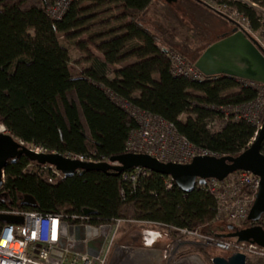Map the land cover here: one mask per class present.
Returning a JSON list of instances; mask_svg holds the SVG:
<instances>
[{
    "label": "trees",
    "instance_id": "obj_1",
    "mask_svg": "<svg viewBox=\"0 0 264 264\" xmlns=\"http://www.w3.org/2000/svg\"><path fill=\"white\" fill-rule=\"evenodd\" d=\"M56 1L0 0V123L6 132L25 144L106 160L125 153L138 127L127 105L159 115L217 156H236L257 136L251 121L226 111L254 101L253 86L223 74L200 81L174 74L170 54L194 63L229 33L210 40L214 20L236 25L224 9L264 35V0H71L55 18L50 8ZM89 45L97 53L83 65L71 60L70 46ZM130 172L81 170L63 177L20 155L4 168L0 209L63 213L69 222L76 214L96 226L122 219L120 230L145 223L175 238L185 235L183 229H198L234 239L227 236L233 224L217 217L205 184L185 192L173 180L167 186L169 175L148 171L132 179ZM25 195L33 206L21 203ZM247 264H264V256H248Z\"/></svg>",
    "mask_w": 264,
    "mask_h": 264
},
{
    "label": "built area",
    "instance_id": "obj_2",
    "mask_svg": "<svg viewBox=\"0 0 264 264\" xmlns=\"http://www.w3.org/2000/svg\"><path fill=\"white\" fill-rule=\"evenodd\" d=\"M70 1L57 0L50 8L52 16L62 17ZM232 16L239 29H243L264 48V35L254 32L249 21L238 12H233ZM170 55L174 74L199 81L206 77L194 63L179 53L171 52ZM244 81L257 90L255 100L228 107L226 111L235 113L236 118L243 117L251 121L256 126L257 135L262 125L260 117L264 112V84ZM124 106L138 122V127L131 132L126 142V152L147 153L160 161L176 163L190 162L199 155H216L192 144L177 132L173 123L159 115ZM29 148L36 153L56 152L35 144L29 145ZM63 155L72 159L88 160L83 155ZM50 167L54 168L53 165ZM147 172L145 168L136 167L131 169L130 177L135 179ZM4 176L3 173V180ZM171 181L172 179L167 183L168 187H171ZM205 185L216 200L217 217L227 218L237 228L247 223L264 227V215L256 222L249 220L250 209L260 186V177L257 174L248 170H236L222 180L209 178ZM0 214L22 217V222H4L0 219V264H109L120 226L126 222L118 219L113 224L96 226L85 221V217L79 218L76 214L71 216L73 222H69L63 213H42L34 209L1 208ZM183 231L200 237L207 245L228 253L241 252L247 258L264 256V247L255 243L238 242L236 238L223 240L203 234L198 229ZM77 243L80 244L79 247L76 246Z\"/></svg>",
    "mask_w": 264,
    "mask_h": 264
},
{
    "label": "water",
    "instance_id": "obj_3",
    "mask_svg": "<svg viewBox=\"0 0 264 264\" xmlns=\"http://www.w3.org/2000/svg\"><path fill=\"white\" fill-rule=\"evenodd\" d=\"M194 65L208 77L223 74L264 84V48L243 29H239L238 25H234L229 33L208 45ZM263 140L264 122L251 144L236 156L199 155L190 162L176 163L160 161L147 153L125 152L111 156L108 160L83 161L58 152L36 153L20 139L3 131L0 132V189L4 182L5 166L10 159L15 161L20 155H26L40 164L54 165L66 177L81 170L113 171L114 174H119L130 168L143 167L169 175L185 192H191L197 184H205L209 178L222 180L236 170H248L260 177V186L249 213V220L256 222L264 215V153L261 151ZM21 203L33 206L35 201L32 196L25 195ZM84 213L90 214L91 211L86 209ZM0 219L4 222H22V217L10 214H0ZM230 229L228 237L236 238L238 242L255 243L264 247L263 226L252 224L237 228L231 225ZM212 264H247V256L241 252L217 255L212 258Z\"/></svg>",
    "mask_w": 264,
    "mask_h": 264
},
{
    "label": "crops",
    "instance_id": "obj_4",
    "mask_svg": "<svg viewBox=\"0 0 264 264\" xmlns=\"http://www.w3.org/2000/svg\"><path fill=\"white\" fill-rule=\"evenodd\" d=\"M116 241L109 264H174L173 256L185 248L204 246L200 237L185 233L175 238L167 229L145 223L121 229Z\"/></svg>",
    "mask_w": 264,
    "mask_h": 264
},
{
    "label": "rangeland",
    "instance_id": "obj_5",
    "mask_svg": "<svg viewBox=\"0 0 264 264\" xmlns=\"http://www.w3.org/2000/svg\"><path fill=\"white\" fill-rule=\"evenodd\" d=\"M211 3V2H209ZM226 15L232 16V13L230 11H227L226 9L222 10ZM178 14L181 16L182 12L178 11ZM185 20H187L186 17H184ZM183 19V20H184ZM212 32L210 34V40H216L220 35H222L225 31L230 32L232 27L227 25L225 23H220V21L214 20L212 22ZM225 24V25H224ZM70 54H71V60L78 65H83L85 63L86 56L89 53H97L95 48L91 45L88 46V48H79L70 46ZM3 124L0 123V129L3 128ZM4 129V128H3ZM117 242V241H116ZM76 246H80L79 243H77ZM207 251L208 253H206ZM228 252L222 251L214 246H209L206 243H204L203 247L197 246V247H187L184 251L177 253L173 256L174 264H212L211 259L214 256L217 255H228ZM210 258V259H209ZM181 262V263H180Z\"/></svg>",
    "mask_w": 264,
    "mask_h": 264
},
{
    "label": "bare ground",
    "instance_id": "obj_6",
    "mask_svg": "<svg viewBox=\"0 0 264 264\" xmlns=\"http://www.w3.org/2000/svg\"><path fill=\"white\" fill-rule=\"evenodd\" d=\"M3 128H5V127H3ZM3 128H1L0 129V132H3ZM5 132H6V129H5ZM23 142V141H22ZM24 143V142H23ZM25 144V143H24ZM28 148H29V144H25ZM126 152V151H125ZM79 160H81V159H79ZM84 161V160H83ZM50 166L51 164H48V163H46L45 164V166ZM54 166V165H53ZM54 168L56 169V167L54 166ZM134 168H136V167H134ZM143 168V167H142ZM130 169H133V168H130ZM145 169H147V168H145ZM148 170V169H147ZM56 171L58 172V173H60L63 177H66L61 171H59V170H57L56 169ZM148 171H150V170H148ZM87 215V214H86ZM181 264H184V263H181Z\"/></svg>",
    "mask_w": 264,
    "mask_h": 264
}]
</instances>
